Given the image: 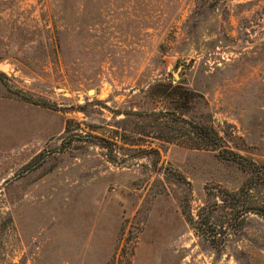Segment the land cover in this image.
<instances>
[{
	"label": "rangeland",
	"instance_id": "obj_1",
	"mask_svg": "<svg viewBox=\"0 0 264 264\" xmlns=\"http://www.w3.org/2000/svg\"><path fill=\"white\" fill-rule=\"evenodd\" d=\"M150 109L264 162V0H0V264H264L219 206L246 172Z\"/></svg>",
	"mask_w": 264,
	"mask_h": 264
},
{
	"label": "trees",
	"instance_id": "obj_2",
	"mask_svg": "<svg viewBox=\"0 0 264 264\" xmlns=\"http://www.w3.org/2000/svg\"><path fill=\"white\" fill-rule=\"evenodd\" d=\"M151 88L157 99H168L171 105L184 106L191 98L189 96L191 91L179 90L180 86L177 84L155 83ZM131 111L136 113L135 110ZM138 112L156 121L154 132H151L154 133L152 136L173 140L186 147L215 149L220 157L235 162L246 172V176L236 189L222 190L219 206L225 222L230 224L237 219L240 221L249 213L256 214L264 220V162H255L234 150L225 148L222 146L221 136L212 126L183 118L177 115L174 109H150ZM168 122L176 123L178 126Z\"/></svg>",
	"mask_w": 264,
	"mask_h": 264
}]
</instances>
